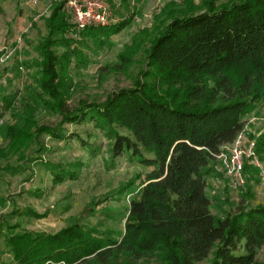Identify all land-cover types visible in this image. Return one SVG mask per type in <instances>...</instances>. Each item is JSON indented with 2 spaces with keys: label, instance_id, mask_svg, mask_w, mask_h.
<instances>
[{
  "label": "trees",
  "instance_id": "16d2710c",
  "mask_svg": "<svg viewBox=\"0 0 264 264\" xmlns=\"http://www.w3.org/2000/svg\"><path fill=\"white\" fill-rule=\"evenodd\" d=\"M218 1L210 0L202 14L174 19L154 39L147 53L150 68L134 87L74 111L60 102L65 122H92L113 140L114 159L128 156L148 170L120 239L79 222L55 234L13 233L7 243L14 264L257 263L264 246V206H242L217 218L206 178L216 156L244 133L246 115L264 107V0L216 9ZM45 22L47 35L38 47L41 67L45 86L59 99V37L116 34L130 19L78 30L65 2H54ZM4 115L0 105V121ZM38 132L88 145L77 134L64 135L61 127ZM255 153H264V134L255 142ZM244 163L246 177L254 164ZM69 179L75 177L54 175L56 183Z\"/></svg>",
  "mask_w": 264,
  "mask_h": 264
},
{
  "label": "rangeland",
  "instance_id": "374dc122",
  "mask_svg": "<svg viewBox=\"0 0 264 264\" xmlns=\"http://www.w3.org/2000/svg\"><path fill=\"white\" fill-rule=\"evenodd\" d=\"M209 1L112 0V25L130 19L121 31L59 37L57 99L45 86L38 47L47 35L45 20L54 2L64 0H0V105L5 110L0 121V264H14L7 243L13 233L55 234L79 222L120 239L130 202L139 196L148 170L128 156L114 159L113 140L92 122H65L60 102L74 111L83 103H104L114 91L134 87L144 79L141 72L150 68L147 53L154 39L174 19L206 12ZM240 1L221 0L214 6L220 9ZM244 121L243 140L256 142L264 134V107ZM60 127L64 135L77 134L88 145L38 132ZM256 155L260 165L253 163L244 184L229 176L220 160L212 163L206 179L215 217L225 219L242 206H264V153ZM58 172L75 179L56 183ZM256 264H264V246Z\"/></svg>",
  "mask_w": 264,
  "mask_h": 264
},
{
  "label": "built area",
  "instance_id": "2783aa9c",
  "mask_svg": "<svg viewBox=\"0 0 264 264\" xmlns=\"http://www.w3.org/2000/svg\"><path fill=\"white\" fill-rule=\"evenodd\" d=\"M64 2L78 30L90 26L106 28L114 23L112 0H64ZM216 158L222 162L227 174L239 184H244L243 170L246 159L260 165L255 153V142L249 141L246 144L243 134L233 145L224 147Z\"/></svg>",
  "mask_w": 264,
  "mask_h": 264
}]
</instances>
